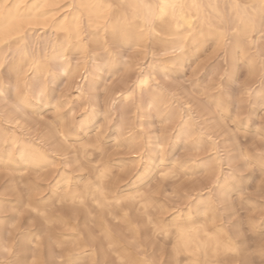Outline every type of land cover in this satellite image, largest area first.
<instances>
[{
    "label": "rangeland",
    "instance_id": "obj_1",
    "mask_svg": "<svg viewBox=\"0 0 264 264\" xmlns=\"http://www.w3.org/2000/svg\"><path fill=\"white\" fill-rule=\"evenodd\" d=\"M14 1L5 0V6ZM35 1L40 0H22L19 6ZM229 1L224 3L227 9ZM235 1L249 5L247 0ZM67 3L49 0L42 5L40 10L54 11L39 18L32 31L27 30V22L22 24L31 56L46 67L40 73L29 65L17 72L14 39H3L0 33V53L7 56L0 66V129L42 145V150L44 145L60 150L51 151L48 162L39 166L14 168L0 161V194L7 201L0 215L7 220L9 243L18 235V227L44 226V215L54 219L48 225L53 235L64 233L66 226L57 217L61 212L67 215L70 203L60 200L65 189L58 188L60 179L80 177L82 186L98 168L107 171L110 185L132 196L124 198L122 205L133 222L140 221L143 238L149 235L144 249L153 264H173V242L160 234L155 237L149 217L168 225L183 220L200 194L212 199L217 224L224 223L237 247L236 252L222 253L219 263L251 260L259 264L264 240V186L260 183L264 179V25L252 33L243 51L236 46L241 23L232 29L231 14L222 35L212 29L189 31L183 49L173 44L176 35L149 31L124 43L99 25L91 31L84 28L85 47H66L59 60L47 63L46 53L51 50L38 43L62 40L63 32L56 33L52 27L69 9L64 7ZM143 79L148 82L141 84ZM39 81L44 87L40 94L35 84ZM155 97L157 103L152 102ZM53 130H63L66 138L60 133L52 136ZM221 182L229 187L226 193L220 191ZM33 200L40 201L43 210L36 212L29 205ZM124 208L114 209L123 213ZM12 217L16 224L9 223ZM112 223L123 235L118 247L131 243L128 224ZM69 248V244L56 246L61 252ZM108 252L104 264H129L119 262L111 249Z\"/></svg>",
    "mask_w": 264,
    "mask_h": 264
},
{
    "label": "bare ground",
    "instance_id": "obj_2",
    "mask_svg": "<svg viewBox=\"0 0 264 264\" xmlns=\"http://www.w3.org/2000/svg\"><path fill=\"white\" fill-rule=\"evenodd\" d=\"M47 1L49 0L35 1L28 7L22 8L19 6L22 0H15L10 7L5 6V0H0V33L3 39H14L13 54L18 58L14 69L17 72L28 65L37 73L46 70L44 62L40 58L31 56L29 42L27 41L28 36L22 34V24L27 22V30H34V27L39 24V18L45 17V15L54 11L53 9L40 10V7L45 6ZM113 1L117 2L118 7L115 6ZM247 1L248 6H241L235 0L233 2L229 1L227 9L224 4L225 0H68L64 7L69 9L60 16L52 27L56 30V33L57 31L63 32L62 40L58 41L57 37H54L55 39L52 42L44 40L43 43L39 42L38 44H42L44 48L48 47L51 50V52L46 53L47 63L52 60H59L62 57L63 49H66V47L71 45L80 48L85 47L82 39L83 33L86 32L84 28L91 31L102 25V31L110 33L117 41L124 43L128 42L134 35L142 37L149 31H161L168 35H176L178 40L173 41V44H176L177 49H183V39L189 31L212 29L218 35H222L227 15L231 14L232 29H238L237 23H241L242 30L237 35L236 46L243 51L246 45H249L248 40L251 38L252 33L260 30L264 25V0ZM29 39H33L32 35ZM73 40H76V43ZM40 45H38L39 48ZM60 50L61 53L58 54ZM6 59L7 56L0 53V66L3 65ZM25 59L27 60L26 64ZM62 68L65 69L66 65H63ZM141 81V84H145L148 79ZM35 84L37 85V92L42 93L44 87L41 82ZM157 99L155 97L152 102L157 103ZM124 120L126 122V118ZM52 133V136L55 137L60 133L63 138H66L67 134L63 130L59 132L53 130ZM57 141L61 144L60 140ZM18 143L20 146L15 151V146ZM38 145L18 138L14 133L12 136H8L5 131L0 129V161L8 163L14 168H26L31 165L39 166L48 162L51 151H60L58 149L50 150L45 148V145L44 150H42L43 148H40L42 145L40 144V147ZM16 152L17 155H15ZM96 170L95 176L86 178L82 186L79 185L80 177L77 179L71 175H64L60 179L61 183L58 188L60 190L65 188L60 200L70 203L67 215L65 216L61 212L57 217L66 226L64 233L53 235L48 225L54 219L52 216L44 215V226L41 224V227L34 229L18 227V235L15 236L12 243H9V228L7 229L5 226L7 220L0 215V264H104L110 257L108 249L116 254L119 262L126 261L129 264H144L145 261L153 262L144 249V246L148 245L150 241L149 235L146 234V237L143 238L140 232V221L137 219L136 222H133L132 216L128 212L129 209L124 208L122 205L124 198L132 196L125 195L124 190V194H121L116 187L110 185L106 170L98 168ZM9 183L7 184L9 185ZM228 188V185L221 182V193H226ZM227 197H230V193ZM141 201H143V204L150 202ZM6 202L4 196L0 194V211L4 209ZM39 202L33 200L29 202V205L38 212L43 210V206ZM115 207H123V213L116 212ZM112 220H120L128 224L129 227H127L133 232L130 235L131 243L127 242L123 247H118L124 239L122 233H119L118 229L114 227ZM148 220L153 226L155 237L156 234H160L164 240L170 239L173 242L171 256L173 264H221L218 258L222 253L237 251V247L224 223L223 225L217 224L215 204L210 197H203L200 194L189 207L185 218L183 220L175 219L170 225L158 222L151 216ZM16 222L13 217L9 220L10 224H16ZM91 222L96 223L95 227L90 226ZM96 228L102 231L101 236L98 235ZM127 239L130 240V238ZM65 244H69L70 248L65 251L62 250L63 252L56 249V246L63 247ZM5 247L11 248V253H6L3 250ZM139 248H142L140 251L142 254L138 252Z\"/></svg>",
    "mask_w": 264,
    "mask_h": 264
},
{
    "label": "clouds",
    "instance_id": "obj_3",
    "mask_svg": "<svg viewBox=\"0 0 264 264\" xmlns=\"http://www.w3.org/2000/svg\"><path fill=\"white\" fill-rule=\"evenodd\" d=\"M260 253L262 255V259L259 261V264H264V240H262L260 244ZM238 254L241 255L240 251L238 252ZM232 264H241V261H234L232 262ZM245 264H256V262L249 260L245 262Z\"/></svg>",
    "mask_w": 264,
    "mask_h": 264
},
{
    "label": "snow or ice",
    "instance_id": "obj_4",
    "mask_svg": "<svg viewBox=\"0 0 264 264\" xmlns=\"http://www.w3.org/2000/svg\"><path fill=\"white\" fill-rule=\"evenodd\" d=\"M19 86L20 85H17V87H19ZM160 148L163 149V144L160 145ZM260 183H261L262 186H264V179H262ZM3 250L6 253H11V251H12V249L11 248H8V247H5ZM144 264H153V262H151V261H145Z\"/></svg>",
    "mask_w": 264,
    "mask_h": 264
}]
</instances>
